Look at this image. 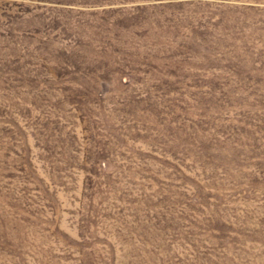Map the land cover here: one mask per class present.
<instances>
[{"label":"rangeland","instance_id":"obj_1","mask_svg":"<svg viewBox=\"0 0 264 264\" xmlns=\"http://www.w3.org/2000/svg\"><path fill=\"white\" fill-rule=\"evenodd\" d=\"M0 264H264V0H0Z\"/></svg>","mask_w":264,"mask_h":264}]
</instances>
